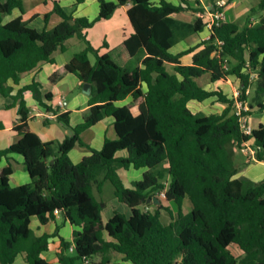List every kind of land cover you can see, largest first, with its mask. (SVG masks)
Returning a JSON list of instances; mask_svg holds the SVG:
<instances>
[{
	"label": "trees",
	"instance_id": "obj_1",
	"mask_svg": "<svg viewBox=\"0 0 264 264\" xmlns=\"http://www.w3.org/2000/svg\"><path fill=\"white\" fill-rule=\"evenodd\" d=\"M60 1L54 0L52 13L45 15L47 24L51 15L60 17L53 28L40 32L21 16L0 22V94L18 103L20 122L15 130L21 136L0 150V157L22 155L31 177L30 183L12 187V166L0 172V264H14L20 254H25L27 264H49L42 254L49 250L53 235L37 236L31 220L36 217L45 225L56 212L81 228L74 232L72 243L61 239V264H116L114 254L132 264H264V179L256 183L237 178L241 170L235 160L249 143L256 161L264 162V124L251 135L244 134L234 100L221 88L211 90L199 83L206 75L210 84L233 76L248 106L245 115L264 114V0L251 10L243 27L229 21L214 26L207 40L178 55L170 51L174 30L169 20L186 11L205 12L193 5L200 6V0H179V4L98 0L100 12L93 21L68 15ZM208 1L215 6L217 0ZM126 5L134 33L115 50L101 54L84 31ZM15 10L24 11L22 0H0V19ZM258 11L263 14L252 23ZM205 28L198 17L193 32ZM75 36L86 47L67 63L65 72L74 74L82 85L92 84L90 110L75 128L69 113L59 115L58 121L73 135L63 142H43L29 129L30 108L24 94L32 92L40 106L55 113L45 102L53 96L43 95L37 82L13 95L10 82L17 85L23 74L52 62V55ZM191 53L192 63L182 64L181 58ZM141 57L142 66L129 65ZM58 78L61 75L56 74L52 80ZM214 97L227 105L220 114L206 115L191 107L192 102L201 104ZM128 98L129 104L118 105ZM107 117L114 119L118 139H106L101 150L92 149L91 156L74 164L70 151L77 144L89 148L81 134ZM121 151H127L128 157H117ZM121 168L145 169L143 179L127 187ZM107 182L116 198L131 209L130 216L115 212L107 223L103 221L95 190L101 194ZM155 197L160 204L153 202ZM186 200L192 204L189 212ZM163 210L168 219L162 217Z\"/></svg>",
	"mask_w": 264,
	"mask_h": 264
},
{
	"label": "crops",
	"instance_id": "obj_2",
	"mask_svg": "<svg viewBox=\"0 0 264 264\" xmlns=\"http://www.w3.org/2000/svg\"><path fill=\"white\" fill-rule=\"evenodd\" d=\"M109 1L117 3V0ZM190 1L193 3L195 0ZM200 1L201 5L197 6L193 4L194 7H201L204 9L205 2H208L209 4L207 7L213 5L208 0ZM217 1H223L227 3L228 0ZM234 1L228 7L225 5V14L226 9L234 7ZM22 2L24 7L23 12L20 10H15L11 15L2 17L0 22L2 24H7L15 18L21 16L23 17L24 21L28 23L29 27L40 32L43 31L47 26L49 28H53L61 22L60 17H58L56 14L51 15L48 24L45 21V15L52 13L54 9V0H22ZM156 2H158V0H156ZM60 5L68 15H72L74 18H86L89 21L95 20L100 12V4L98 0H88L83 4H77L76 0H62L60 1ZM129 8L130 5L119 7L110 19L101 20L97 22L92 28L84 31L86 39L94 48L101 49V54L115 50L134 33L133 26L128 16ZM191 13L193 14L194 12ZM199 13L200 12L194 13L193 15L194 24L196 19L199 17ZM179 15L180 14H174L171 16V18L179 17ZM118 18L123 20L120 21ZM191 34L178 39L171 48V53L178 55L198 47L202 41L207 40L210 37L211 29L206 25V28L203 32L192 34L193 38L191 37ZM85 47L86 44L84 40L79 36L70 38L64 43V50L59 49L52 55V62H42L34 70L23 74L20 83L17 85L13 82H10V85L14 88L13 95H15L23 87L31 85L33 82H37L41 85L43 95L50 93L53 96L52 100H45V102L49 107L56 110L55 113L47 112L44 107L40 106L34 99L32 92H26L24 94L27 106L30 108V118L28 120L29 129L30 131L37 134L43 142H63L67 137L73 135V132L72 135L69 134V132L72 130L66 128L61 122L58 121L59 115L69 113L70 125L71 127L75 128L84 122L85 117L90 110V95L83 91L82 82L74 74L65 72V66L67 63L74 57L76 53H78L76 52L77 50L74 49H80V51H82L85 49ZM174 50L176 52H174ZM193 55L194 53L183 56L181 58L182 64L190 65L193 61ZM92 57L94 59L95 57L94 55H90V60L92 63H94L95 60L93 62ZM141 59L143 58L141 57L136 61L132 60L129 65L133 64L132 67L136 66L137 64L142 66ZM184 60H186V62H184ZM168 66H170V69ZM167 68L170 72H173L174 66L169 64L167 65ZM56 74L61 75V78H58L54 81L52 78ZM207 80L208 82L202 86H205L211 90L221 88L224 93L233 100L234 94L240 90L241 86L238 79L233 76H230L226 80L219 81L215 84H210L209 78ZM144 88L145 90L147 89L146 85H144ZM61 102L63 105H61ZM130 102L131 98H128L126 101L118 103V105L123 106L129 104ZM191 107L195 111H201L206 115H211L222 113L227 105L218 102L217 98L214 97L201 104L192 102ZM19 122L20 116L18 103H15L12 98H6L0 94V150L9 148L21 138L20 134L15 130V127L19 124ZM257 122L258 125L264 124V114H262V118L258 119ZM81 139L86 145L89 146V148L77 144L70 151L69 156L74 164H78L84 158L91 156L92 149L101 150L106 139H118V135L114 126V119L112 117H107L99 121L91 128L85 130L81 134ZM117 157L126 158L128 157V152H118ZM257 163L262 165L263 169L260 171H263L264 162ZM9 165H11L13 169V173L10 176V185L12 187L22 186L31 182V177L27 172L25 159L22 155L10 154L7 157H0V172ZM134 170L142 172L141 174L143 179L145 169H119V174L125 185L130 188L133 187L135 182L142 180H138L136 174L131 173ZM251 172L245 170L243 173H245L244 175L252 176ZM123 173H125L126 178L123 176ZM236 177L240 178L243 176H241L240 173ZM96 194L102 195L103 192L99 194L97 190H95V195ZM97 199L101 201L98 197ZM116 200L117 201H112L110 203L113 208L112 213L109 214L106 219L102 215L103 221L105 223H107L114 216L115 212L119 211L117 209L120 208L123 211L122 213L128 216L131 215V209L126 204L120 202L117 198ZM101 202L103 203V201ZM117 202L124 205L120 207V205H117ZM108 206V202L105 203L104 207L107 208ZM162 217L164 219H168L164 210L162 211ZM57 227H59V232L58 234H55ZM31 228L37 236H43L45 234L53 235V237L50 239L49 250L42 254L43 258H45L49 264H61L58 259V255L61 252V239L72 243L74 240V232L76 230H81V228L72 225L69 221H66L62 214H55L54 218L45 225L41 224L38 218L34 217L31 220ZM106 238L109 239L108 237ZM113 259L114 263L116 264H132L131 262L125 261L124 256L121 254H114ZM14 264H27L25 254H20L16 258Z\"/></svg>",
	"mask_w": 264,
	"mask_h": 264
},
{
	"label": "rangeland",
	"instance_id": "obj_3",
	"mask_svg": "<svg viewBox=\"0 0 264 264\" xmlns=\"http://www.w3.org/2000/svg\"><path fill=\"white\" fill-rule=\"evenodd\" d=\"M175 3H179V0H169ZM261 0H235L234 1V7H230L228 9H226V17H227V21L229 22H234L236 24H238L240 27H243L247 21L249 16L251 15V10L253 8H258L259 3ZM212 4V3H211ZM208 2H205V8L208 6ZM204 8V10H206ZM208 8V7H207ZM207 13V11H206ZM203 13H199V15H202ZM263 13L261 11H258L257 14L253 15V17L250 19L252 23H255L257 21H259L260 16ZM194 13L192 14L191 11H186L183 12L179 15V17H172L169 20V23L172 27V29L174 30V44L176 43V41L184 36H189L192 32H193V27H194ZM198 15V16H199ZM205 17V23L207 25V27H209V23H210V17L209 16H204ZM120 19V18H118ZM123 19H120V21H122ZM192 30V31H191ZM194 34V33H192ZM191 34V35H192ZM193 38V35L191 36ZM77 50L76 52H79L80 49H74ZM174 52H176L174 50ZM94 58L92 57V61L94 62ZM137 59H134V61H136ZM184 62H186V60H184ZM135 63V62H134ZM131 67L133 66V64L130 65ZM170 69V66H168ZM208 75L202 77L201 79H199V83L201 85L206 84L208 82ZM253 90L250 93V96H253ZM262 118V114L258 113V112H254L251 116V121H252V126L253 128H257L258 127V119ZM236 160V164L237 166L240 168V173L241 176H243L244 178H247L253 182H260L261 180H263L264 178V173L262 170V165L258 164L257 161H253V158L251 157V155L249 153H246L244 151H240L237 153V157L235 158ZM245 170H248V172H251L252 176L249 175H244L245 173H243ZM132 174H136L138 180L142 179V172L140 171H133L131 172ZM239 173V174H240ZM123 176L126 178L125 173H123ZM97 197L103 201L102 203V207L104 210V213H102V215L104 216V218L106 219V217L112 213L113 208L111 206V202L112 201H117L115 194H114V187L110 182H107L104 186L103 189V194L102 195H98L96 194ZM109 204V206L106 208L105 203ZM117 205H120V207H122V205L124 204H119V202H117ZM192 208V204L189 200L185 201V210L186 211H190ZM119 211L117 212H123L122 209H117ZM166 213V212H165ZM61 223V222H60ZM59 223V224H60ZM232 252L237 256L240 257L239 255V251L235 248L231 249Z\"/></svg>",
	"mask_w": 264,
	"mask_h": 264
},
{
	"label": "built area",
	"instance_id": "obj_4",
	"mask_svg": "<svg viewBox=\"0 0 264 264\" xmlns=\"http://www.w3.org/2000/svg\"><path fill=\"white\" fill-rule=\"evenodd\" d=\"M226 3L223 1H217L215 6H209L208 8L206 7L205 12H201L203 13L202 15H199V17L203 18L205 20L204 16H209L210 17V23L209 28L212 29V27L214 26H219L222 23H226L227 22V17L224 11V7H225ZM207 11V13H206ZM234 110L236 115L239 117V122H240V126L242 129V132L246 135H251L254 128L252 126V121H251V117L248 115H245V112L248 111V106L246 105V103H244L241 100V92L240 90L237 91L234 94ZM61 105H63V103L61 102ZM246 153H249L251 155V157L253 158V161H256L255 159V155H254V151L252 150L251 146L248 144H246L245 149L243 150ZM161 197L164 199L165 198V193H161ZM55 214H60V212H56ZM71 251H73V248H71Z\"/></svg>",
	"mask_w": 264,
	"mask_h": 264
},
{
	"label": "water",
	"instance_id": "obj_5",
	"mask_svg": "<svg viewBox=\"0 0 264 264\" xmlns=\"http://www.w3.org/2000/svg\"><path fill=\"white\" fill-rule=\"evenodd\" d=\"M70 23H71L72 25L75 24L74 21H70ZM83 91H84L85 93H87L88 95H91V93H92V84H89V83H85V84H83ZM69 134L72 135V131H70ZM152 200H153V202L156 203V204H160V203H161V200H160L158 197H155V198H153ZM148 202H151V200H148Z\"/></svg>",
	"mask_w": 264,
	"mask_h": 264
}]
</instances>
